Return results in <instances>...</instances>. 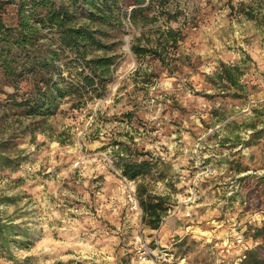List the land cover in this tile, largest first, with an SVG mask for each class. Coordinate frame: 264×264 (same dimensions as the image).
Returning a JSON list of instances; mask_svg holds the SVG:
<instances>
[{"label": "rangeland", "instance_id": "obj_1", "mask_svg": "<svg viewBox=\"0 0 264 264\" xmlns=\"http://www.w3.org/2000/svg\"><path fill=\"white\" fill-rule=\"evenodd\" d=\"M145 5L146 18L133 23L127 10L106 27L107 48L89 53L113 57L101 97L73 107L66 95L51 114H26L17 103L26 86L1 84L0 68V90L13 94L0 91V152L16 158L0 160V213L27 228L26 246L0 248V264H152L137 261L138 234L168 253L158 264H237L254 245L264 211L247 206L240 177L264 174V8ZM124 144L152 160L129 184L117 173ZM140 182L167 197L157 228L128 201Z\"/></svg>", "mask_w": 264, "mask_h": 264}, {"label": "trees", "instance_id": "obj_2", "mask_svg": "<svg viewBox=\"0 0 264 264\" xmlns=\"http://www.w3.org/2000/svg\"><path fill=\"white\" fill-rule=\"evenodd\" d=\"M150 0H0V68L1 84H12L23 91L19 105L26 106V114H51L57 100L68 95L76 99L73 107L104 94L111 74L113 57L108 54L89 56L93 50L107 48L103 37L106 27H115L127 14L136 23ZM165 0H159L164 2ZM256 9L264 8V0ZM125 10H122L124 9ZM248 14L253 17L251 11ZM78 15L85 18L79 20ZM134 53H156L153 48L132 45ZM72 80L61 76L63 71ZM222 74L227 81L237 84L229 66L222 63ZM73 79H76L73 81ZM23 82V84H22ZM0 84V86H1ZM5 92L4 90H0ZM12 97V93L5 92ZM260 132H254L258 136ZM117 151L122 175L136 179L152 168V160L139 159L125 144ZM3 163H14L16 158L0 152ZM245 203L250 208L264 211V174L241 176ZM136 194L143 217L151 228H157L167 211L166 196L152 194L144 182L136 186ZM253 246L248 247L237 264H264V225L252 228ZM20 235L21 238H16ZM27 228L3 220L0 213V248L5 250L11 242L26 246Z\"/></svg>", "mask_w": 264, "mask_h": 264}, {"label": "built area", "instance_id": "obj_3", "mask_svg": "<svg viewBox=\"0 0 264 264\" xmlns=\"http://www.w3.org/2000/svg\"><path fill=\"white\" fill-rule=\"evenodd\" d=\"M129 20V18H128ZM119 176L124 180L125 183H132L134 180L127 178L122 175L120 169L117 170ZM128 201L130 203L131 208L136 211L138 214L142 212L140 207L138 197L136 194V187L132 185L129 187V191L127 193ZM190 211L186 212V215H189ZM136 258L137 261L144 263L149 261L152 264H158V259L168 254L166 251L160 248V243L157 239H154L155 246H151L149 242H147L144 238H142L141 234L136 236Z\"/></svg>", "mask_w": 264, "mask_h": 264}]
</instances>
